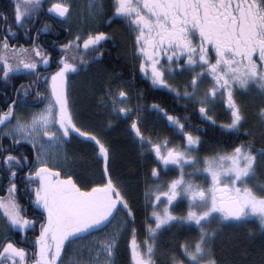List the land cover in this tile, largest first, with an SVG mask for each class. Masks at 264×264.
<instances>
[{
  "label": "snow or ice",
  "instance_id": "snow-or-ice-1",
  "mask_svg": "<svg viewBox=\"0 0 264 264\" xmlns=\"http://www.w3.org/2000/svg\"><path fill=\"white\" fill-rule=\"evenodd\" d=\"M49 3V13L63 22L69 20L71 0H49ZM41 5L42 0H14L15 25L25 28V21L31 20ZM113 8V15L126 19L135 32L139 71L149 79L153 88H167L180 96L166 76L187 71L191 79L185 85L183 97L192 100L199 96L200 115L207 122L216 124L207 105L214 103L218 96H226L224 102L230 113V123L220 127L240 131L245 116L235 99V87L247 90L254 85L264 97V0H114ZM99 14V11L90 10L93 17ZM2 18L7 22V15ZM48 28L49 25L45 24L38 34ZM6 32L15 36L11 25ZM111 38L104 31H87L61 44L59 48L63 54L56 61V70L44 76V83H50L45 108L30 117L17 115L19 100L14 99L7 111L0 112V125L4 126L0 128V141L7 137L12 145L26 142L36 152L34 159L29 161L28 156L23 153L13 155L11 147L0 143V164L3 166L0 170L7 172L9 182L7 196H0V219L4 220L8 232L15 229L25 233L39 223V235L35 236L31 257L33 264H63L62 254L68 245L98 232L104 234L89 248V252L95 255L90 256L86 264H112L121 232L127 229L129 222L135 223V214L128 200L118 182L109 175L110 148L96 133L78 125L67 93L69 74L77 73L82 64L89 62L85 56H89L92 62L103 56L102 42ZM162 58H166L168 66ZM50 59V55L35 42L29 49L10 46L8 36L0 40L2 78L7 81L16 73L35 76L31 84L16 89L18 97L31 94L33 85L41 80L39 66H49ZM196 68L200 71L196 72ZM208 78L211 86L200 96L199 86ZM118 84L117 90L111 85L108 87L101 103L117 118L128 119L141 108L127 106L131 97L124 87L129 86L128 82L119 81ZM189 88L191 91L187 90ZM40 95L38 92L37 97ZM141 98L142 94L137 97ZM151 107L166 117L170 126L182 134L185 143L170 147L171 141L167 139L154 142L141 132L139 119L132 120L129 125L141 147L147 145V150L154 154L155 162L160 166L151 169V177L159 180L161 172L170 167L179 170L177 178L156 184L146 192L151 200L150 218L154 224L146 225L148 235L143 241L137 240V230L131 228L132 264H156V241L173 225H195L198 238L194 243H181L179 249L186 260L172 255L171 264H219L212 252V242L223 222H243L254 216L264 228V184L249 186L257 169L264 173V148L254 149L251 143H241L230 153L201 159L192 155L198 151L201 140L198 135L185 131L186 127H192L187 123L188 118L181 122L179 117L169 115L158 104ZM260 111L264 115V108ZM74 137L93 142L98 156L104 161V182L88 187L89 182L78 183L70 174L62 179L58 165L49 166L48 158L52 155L49 149L54 145L62 147ZM5 152L8 154L4 155ZM200 164L203 168L197 167ZM25 167L29 169L24 176L25 193L41 211L40 220L29 219L17 199L19 189L15 181L18 169ZM186 167H192L194 171L186 173ZM199 172L210 176L208 188L186 179V176ZM179 198L188 201L185 215H175L169 207ZM161 204L164 207L161 208ZM121 211L125 218L114 226L113 221ZM214 222L217 228L210 230ZM109 227L112 231L104 232ZM20 243H27L26 238L17 241L10 234L3 235L0 264H28L27 250L18 246ZM77 264L85 262L77 261Z\"/></svg>",
  "mask_w": 264,
  "mask_h": 264
},
{
  "label": "trees",
  "instance_id": "trees-1",
  "mask_svg": "<svg viewBox=\"0 0 264 264\" xmlns=\"http://www.w3.org/2000/svg\"><path fill=\"white\" fill-rule=\"evenodd\" d=\"M13 7L14 0H0V18L2 15L8 17L5 30L9 25L12 26V31L14 29ZM47 13L46 5L42 1L40 10L33 14L31 20L25 21V28L19 27L21 31H25L24 36L29 38V42L24 41L22 46H31L30 38L38 28L42 18L43 26L40 29L45 24L49 25V28L44 30L46 31L44 34L52 39H62L64 41V33L55 26L58 24L57 21L47 16ZM112 35L117 41L119 38H122L124 42L126 40L125 37L116 33L115 29ZM113 37L102 42L101 51L103 56L97 58L95 62H92L89 56H85V59L89 62L82 64L80 69L88 68L86 70L89 71L83 83L78 78L77 85L80 88L75 89L74 115L78 125H82L86 130L96 133L102 142H105L110 148L109 175L118 182L119 188L124 193L135 214V223L129 222L127 225L129 240L126 249L119 244L115 249L114 264H132L129 246L132 236L131 228H136L138 241L146 239L148 235L146 225L154 224V221L150 218L153 208L146 192H149L152 186L161 183L162 180L151 177V169L160 166L156 164L154 154L147 150L148 146L142 148L139 140L135 137V133L129 127L134 117L139 119V113L133 112V115L128 119L117 118L111 113L110 108L101 103V98L105 96L108 87L111 85L113 90H117L119 81L128 82L129 86L124 87V90L129 92L131 97L127 102V106L132 108L139 106L141 111L147 113L141 115L139 127L143 135L150 137L154 142H162L167 139L171 141L170 145L176 146L183 144L185 141L182 134L170 126L160 111L154 109L155 113L152 112L151 106L153 104H158L169 115L179 117L181 122H184V118L187 117V123L192 127H186L185 131H190L193 135L200 137L201 143L195 153L201 157L229 153L236 145L241 143H251L254 149L264 148V129L259 126L254 115L256 114L254 112L255 105H249L248 102H245L247 119L244 120L250 122L248 129L245 128L244 122L239 132L221 128L220 125L224 124L222 122H216V124L207 122L200 115V106L196 101H187L186 98H180L175 92L164 88H153L149 79L139 71V61L131 59L129 50L123 45L122 47H112ZM47 53L52 57L57 51ZM34 79L35 76L19 73L13 74L5 81L2 78V73H0V112L7 111V107L11 104L13 98H18L17 93L16 95L15 92L12 94V91H15L19 83L25 81V86H27V83L32 82ZM83 86H85V89ZM179 86V88H182L180 93H183L185 85L182 87L179 83ZM187 90L191 91L190 88ZM141 94L142 98L137 99ZM257 119L259 120V117ZM197 128L201 130L197 131ZM0 143L5 147L10 146L13 149V155L23 153L28 156L29 161H32L36 155L35 150L28 143L22 142L20 145H12L7 137H4ZM7 154V152L4 153V155ZM87 156L89 157V155ZM27 169V167L22 170L18 169L19 174L15 181L19 189L17 199L23 207L28 202V206L35 213L39 210L29 201L25 193L24 176ZM192 171L194 169L187 173H192ZM82 174L87 175V173ZM177 174L178 169L172 167L167 171H162L160 178L169 180L175 178ZM190 178L194 180L192 181L194 183L207 184L205 178L203 179L199 173L190 176ZM255 178L262 181L264 173L257 169ZM8 183L7 174L1 171L0 196H7V190L4 186L6 184L8 188ZM250 183L252 184V182ZM180 204H182L180 201L175 204L176 211H179ZM27 217L35 219L33 214ZM216 228L215 222L210 225V230ZM197 238L198 229L195 225L191 227L173 225L170 229L162 232L156 241L157 248L154 256L156 264H171L170 258L172 255L185 259L181 255L179 245L186 242L194 243ZM212 252L219 264H264V228L259 227V223L256 221L223 222L217 231L216 239L212 242Z\"/></svg>",
  "mask_w": 264,
  "mask_h": 264
},
{
  "label": "rangeland",
  "instance_id": "rangeland-1",
  "mask_svg": "<svg viewBox=\"0 0 264 264\" xmlns=\"http://www.w3.org/2000/svg\"><path fill=\"white\" fill-rule=\"evenodd\" d=\"M46 8L48 9L50 6L49 0H42ZM52 2H57V0H52ZM72 3V15L69 18L67 22H63L60 18L56 17V21L59 24H62L68 31L70 29L71 35H73V38L75 35L79 34H84L87 31H102L101 27L103 26L104 23H102V20H104V8H105V0H71ZM114 4V0H112V5ZM90 10L92 12L99 11L101 14L96 15V16H91L90 15ZM127 33H129L131 36H129V45H131V49L133 54H135V59L139 61L138 54L136 53L135 49V32L132 30L129 24H127L124 28ZM114 30V29H113ZM112 30V32H113ZM119 45L120 47L125 46L128 50L127 47V41H123L122 38H119ZM124 42V43H123ZM82 44V43H81ZM17 48L21 46H15ZM26 48V47H24ZM31 48V47H30ZM29 48V49H30ZM128 53V52H127ZM60 56L54 57V61H58ZM40 66L44 67L45 65L41 64ZM196 70V69H195ZM89 71V70H88ZM87 70L78 72L76 74H69L68 77V83H67V93L69 97V102H70V107L72 112L75 114L74 110V103H75V89L78 90L80 86L77 85L78 78L80 79L81 83H83V80H86L87 77ZM200 70L196 71L199 72ZM178 75V76H177ZM184 74V72L181 74L179 72L173 73L171 76H166V79L168 80V83L172 85L173 88L177 89L179 92L182 91V88H179V83L178 80L179 78ZM93 78V77H92ZM191 79L187 77V82ZM44 81V80H43ZM181 86L186 85L184 80L180 81ZM47 85V84H46ZM211 86V80L210 78L205 79L203 83L200 84L199 86V94L200 96L203 95V93ZM85 89V86H83ZM168 90L167 88H164ZM190 91V90H189ZM235 92V99L237 102L242 106L244 116L247 119V114L246 108H245V102H248L249 105L254 106L255 109V117L257 122L259 123V126H262L264 129V115L261 114V108H264V97L260 95L259 90L253 85L249 89H241L239 86H236L234 89ZM50 93V83H49V88L45 86V92H44V98L42 99V102L40 103V106H34L29 107L30 111H26L28 105H26L23 101V96L18 97L17 99L19 100L18 106L16 107V113L17 115L25 116V117H30V115L34 112H39L42 109L45 108V106L48 103V100L45 98L49 95ZM180 98L183 97V93L181 92V95L179 96ZM71 98V99H70ZM199 99V96L192 99V101H196ZM225 97H220L218 96L215 99V102L207 105V107L211 108V111L209 112V115H212L216 122L218 123H230V113L227 110L226 104H225ZM187 101H191L187 99ZM199 104V103H198ZM199 106H201L199 104ZM153 109V108H151ZM155 113V110L153 109L152 111ZM147 114L144 111L139 112V120L141 121L142 116ZM162 114V113H161ZM259 117V120L257 119ZM136 119L135 117L133 120ZM244 119V120H246ZM166 120V117H165ZM167 121V120H166ZM168 122V121H167ZM245 123V128L248 129L249 127V121H243ZM242 122V123H243ZM13 124L15 121L12 122ZM141 123V122H140ZM242 126V125H241ZM3 125H0V128H3ZM78 142V143H76ZM76 143V144H74ZM185 143V142H184ZM181 144H178L176 146H179ZM147 146V145H145ZM170 147L173 145H169ZM47 147V146H46ZM83 150V151H82ZM49 151L52 153V155L48 158L50 165H58V170L62 173L61 178H65L67 175H72L74 180H77L78 183H81L82 181L89 182L91 181L92 183H88V187L95 186L98 183L104 182V179H102V171L104 167V161L102 160L101 157L98 156L97 152L98 150L94 147L93 142L85 141L83 138H77L74 137L71 139L70 142L64 144L62 147L59 146H53ZM85 152V153H83ZM231 152V151H230ZM229 152V153H230ZM65 155H67V159H65ZM89 155V157L87 156ZM193 156H198L201 159L203 157L197 155L194 152H192ZM90 158V159H89ZM198 168H203V165H197ZM172 168V167H170ZM192 167H186L185 172L187 173L188 171L192 170ZM193 172V171H192ZM81 173V174H80ZM82 173H87L89 176V179H87V175L85 176ZM191 173V172H189ZM199 174L202 175L203 179L205 178L207 184H201L198 182H195V184H198L204 188H208L209 185L211 184V179L210 176L206 173L199 172ZM179 176V170L178 174L175 176L177 178ZM92 178V179H91ZM174 177L171 179H175ZM162 181L164 178H160ZM186 179L189 180L190 182L194 181L191 180L190 176H186ZM170 180V179H169ZM252 182V184L250 183ZM160 184V183H159ZM255 184H264V179L262 181H259L257 178H254L253 180L249 181V186H253ZM119 187V186H118ZM149 199V198H148ZM150 203L151 200L149 199ZM182 202L179 206V211H176L177 209L174 208L175 204L177 202ZM34 205V204H33ZM35 206V205H34ZM160 207H164V204H161ZM175 215H185L188 210V201L186 198H179L177 201H174L171 206H169ZM125 218V213L121 211V213L117 216L116 220L113 221V225L121 224ZM245 221H256L259 223V220L257 217L254 216H249ZM225 222H237V221H225ZM260 227V223H259ZM112 231V227H109L108 229H105L104 232H110ZM7 232V227L3 219H0V239H2L3 235ZM127 232L128 230H123L119 236L118 239V246H124L126 249V244L128 243V237H127ZM104 233L103 232H98V233H93L92 236H85L83 239H80L78 241H74L72 244L68 245L66 247L65 252L63 253V264H77V261H84L85 264L89 260L90 256H94L95 253L89 252V248L93 246L95 243V240L98 239L100 236H102ZM117 246V247H118ZM186 260V258H185ZM115 262V253L113 257L112 264Z\"/></svg>",
  "mask_w": 264,
  "mask_h": 264
},
{
  "label": "flooded vegetation",
  "instance_id": "flooded-vegetation-1",
  "mask_svg": "<svg viewBox=\"0 0 264 264\" xmlns=\"http://www.w3.org/2000/svg\"><path fill=\"white\" fill-rule=\"evenodd\" d=\"M104 11H105L104 16H103L104 20H102V23L105 22V24H103V26L101 27V30L104 31V32H107L110 37H113L112 30L115 29L116 33H118V34L122 35L123 37H125L126 41H127V44H128L127 47H128V50H129L128 51L129 55H130L131 59L134 60L135 54H133L132 49H131V45H129V43H130L129 36H131V35L129 33H127L126 30L124 29L125 26L127 24H129L128 21L126 19L122 18V17L113 15L114 8H113V5H112V0H105ZM46 15L53 19V17L48 15V13ZM2 16L0 18L1 19V23H0V40H2L4 36H9L8 37V42H9L10 46H15V45L16 46H21V45H24V43H23L24 41H28L29 42V38H26L24 36L25 31H21V29L18 26H16L15 24H14V29L12 31V32L15 33L14 37L11 36L8 32H6L5 27L7 26L6 25L7 23L3 20ZM42 26H43V18L40 21L38 28L33 32L32 36L30 38V42H31V46L30 47H32L33 46V42H35L36 44L42 46V48L46 52H51V51L56 52L57 51V53L54 54L51 57V59H50V65H51V63H53V59H54V57H56V55L57 56H61V55H58V54L61 53L59 46L61 44H63V43H67L68 40H71V39H74V38H73V35H71V33L62 24H59V23L56 24L55 26L58 27V29L64 33L63 37H64V41L65 42L62 39L61 40H55V39H52L49 36H46L44 34L46 31H43V32L40 31L39 34H38V30ZM2 31H3V33H2ZM119 46H120L119 45V40L117 41L114 38V42L112 43V47L114 48V47H119ZM30 47H26V48H30ZM170 54L171 53H168V55H170ZM213 55H214V53H213ZM162 62L165 63V66H168L167 62H166V58H162ZM172 66L176 67L175 65H172ZM86 69H88V68H82L78 72L85 71ZM55 70H56V63H53L48 71L54 72ZM198 70H200V69L196 68L195 71H198ZM16 74H19V73H16ZM184 74H186V75H184V77L182 75L179 78L178 83H181L180 81H183V80H184V82L187 81V77L190 78V76H191V74L189 72H187V71H185ZM25 83H26L25 81H22L21 83H19L17 85V87L15 88V91H12V94H14V92H15V95H16V93H17L16 89H18L21 85H25ZM42 86H44V88ZM45 86H47L49 88V83H44V81L42 80L41 83L39 82L38 84L34 85L31 88V90H30L31 94L28 95L29 100L28 99H24V103L26 105H28L26 111H30L29 107L33 108V106H35L36 104H38V103H40L42 101V97H43L44 92H45ZM38 92L41 94L39 98L37 97V93ZM34 98H36V99L33 100ZM14 99H16V97H14L13 100ZM11 103H12V101H11ZM257 145H259V144H257ZM2 168H3V166H2V164H0V169H2ZM1 171L2 170H0V173H1ZM28 171H29V169L26 170L25 175L27 174ZM3 173L7 174L6 171H3ZM86 177H87V179H89L88 176H86ZM89 182L92 183L91 181H89ZM5 187H6V184H5L4 188ZM6 190H7V187H6ZM24 209H25V214L27 216L33 214V216L37 217V219H35V220H40L41 212L36 211L35 213H33L32 208L28 206V202H27V204L24 205ZM35 226L36 227H34V229L27 230L25 233H20L18 230H15V229H13L11 232H8V230L6 232L7 234L12 235L13 238L15 240H17V241H20L22 238H26L27 243H20L18 246L26 248L28 256L30 258L29 261H28V264H33V260L31 259V257H32V253L34 251V239H35V236L39 235V228H40L39 223H37ZM62 255H64V254H62Z\"/></svg>",
  "mask_w": 264,
  "mask_h": 264
},
{
  "label": "bare ground",
  "instance_id": "bare-ground-1",
  "mask_svg": "<svg viewBox=\"0 0 264 264\" xmlns=\"http://www.w3.org/2000/svg\"><path fill=\"white\" fill-rule=\"evenodd\" d=\"M6 24V23H5ZM3 33V31H2ZM9 37V36H8ZM10 39V38H9ZM12 42V41H11ZM61 44V43H60ZM10 45V44H9ZM16 46V45H15ZM58 47V46H57ZM41 83V82H40ZM44 88V86H42ZM246 113V112H245ZM29 145V144H28ZM2 178V177H1ZM6 188V187H5ZM1 191V190H0ZM3 238V237H2Z\"/></svg>",
  "mask_w": 264,
  "mask_h": 264
}]
</instances>
